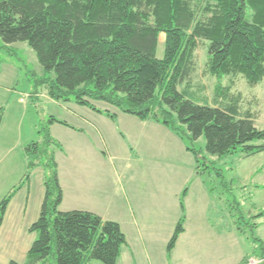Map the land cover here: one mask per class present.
Wrapping results in <instances>:
<instances>
[{
    "label": "trees",
    "instance_id": "obj_1",
    "mask_svg": "<svg viewBox=\"0 0 264 264\" xmlns=\"http://www.w3.org/2000/svg\"><path fill=\"white\" fill-rule=\"evenodd\" d=\"M161 35L164 55L158 59ZM0 39L5 47L28 44L44 72L39 85L51 100L73 101L114 120L95 106L101 103L161 125L184 144L197 172L201 165L192 145L200 138L212 157L264 151V145H252L264 141V131L250 112H239L229 87L217 85L210 106L200 103L203 89L191 84L200 41L208 43L209 75L241 76L250 86L264 80V0H0ZM51 73L54 80L45 77ZM182 85L184 92L178 90ZM53 124L73 129L54 117L39 125L37 139L24 150L23 178L0 201L1 226L15 193L28 185L35 168L42 169L41 212L28 229L36 238L24 263L9 264H117L126 246L117 223L58 210L62 190L55 153L62 147L51 137ZM187 191L179 199L182 215L166 246L168 259L184 232ZM255 258L264 264V245ZM239 264H249V258Z\"/></svg>",
    "mask_w": 264,
    "mask_h": 264
},
{
    "label": "crops",
    "instance_id": "obj_2",
    "mask_svg": "<svg viewBox=\"0 0 264 264\" xmlns=\"http://www.w3.org/2000/svg\"><path fill=\"white\" fill-rule=\"evenodd\" d=\"M10 105V88L0 85V201L23 178L24 150L35 141L32 135L26 137L24 115L11 118ZM88 111L83 116L70 111L76 124H67L73 129L58 124L50 127L51 137L62 146L55 153L62 190L58 210L88 212L117 223L126 239L117 264H170V259L176 264V247L168 259L166 246L182 215L180 196L188 188L184 232L176 246L188 239L187 217L193 209L189 196L195 182L203 200L199 214L206 217L210 181L201 178L193 156L167 128L113 108L106 111L115 115L114 120ZM139 177L144 188L136 183ZM43 199V171L35 168L28 185L15 193L5 212L0 264L25 262L36 238L28 229L38 220Z\"/></svg>",
    "mask_w": 264,
    "mask_h": 264
},
{
    "label": "rangeland",
    "instance_id": "obj_3",
    "mask_svg": "<svg viewBox=\"0 0 264 264\" xmlns=\"http://www.w3.org/2000/svg\"><path fill=\"white\" fill-rule=\"evenodd\" d=\"M207 46V42H198L195 52L197 68L191 80L194 88L203 89L200 103L212 106L217 85L229 87L231 96L238 100L239 112H250L256 128L264 131V80L250 86L241 76L219 80L209 75L205 68ZM163 55L164 36L161 35L156 56L162 59ZM46 76L54 80L53 73ZM43 77L36 54L27 43L5 47L0 39V85L10 88L11 118L16 114L24 115L27 139L32 135L36 140L39 125L41 127L49 117L75 125L76 120L70 111L80 116L89 112L87 108L79 109L73 101L51 100L46 86L39 85ZM184 89L185 85L178 87L180 92ZM156 94H159L158 89ZM95 105L103 111L112 110L105 104ZM252 145L262 146L264 141H256ZM192 148L197 152L201 165L198 173L203 180L210 181L208 187L212 193L207 197L210 209L206 217L200 216L203 200L197 190L198 182H195L196 188L189 196L193 209L189 210L187 217L188 239L175 246L174 261L176 264H239L248 257L249 264H258L255 257L260 245H264V151L250 157H244L240 151L223 158L212 157L205 152L204 138L194 142ZM141 179L139 177L136 183L144 188ZM133 189L139 190L135 185ZM170 264H173L171 259Z\"/></svg>",
    "mask_w": 264,
    "mask_h": 264
}]
</instances>
